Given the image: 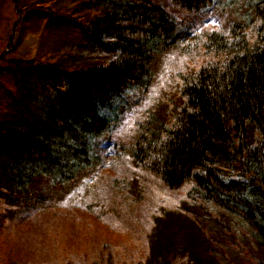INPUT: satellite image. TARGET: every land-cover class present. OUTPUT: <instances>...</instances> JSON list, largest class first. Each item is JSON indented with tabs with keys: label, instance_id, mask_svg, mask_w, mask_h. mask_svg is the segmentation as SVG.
<instances>
[{
	"label": "trees",
	"instance_id": "trees-1",
	"mask_svg": "<svg viewBox=\"0 0 264 264\" xmlns=\"http://www.w3.org/2000/svg\"><path fill=\"white\" fill-rule=\"evenodd\" d=\"M208 3L34 0L35 8L81 29L89 45L57 49L43 60L20 61L27 63L29 82L47 102L59 106L69 101L78 108L75 115L56 118L48 105L33 120L32 112L25 118L1 113L6 117H0V264H153V230L174 214L192 221L200 230L198 237L214 239L210 246H221L224 240L229 253L238 250L236 223H243L262 259L242 255L252 264H264V0L247 8L249 24L230 20L220 30L196 18L197 23L179 26L175 16L197 15ZM187 37L192 39L188 47L203 42L202 57L194 53L192 58H176ZM175 49L168 66L170 94L176 101L169 106L176 112L135 127L130 144H118L122 155H105L97 141L108 122L94 115L90 124L85 117L93 116V107L109 108L118 116L120 106L135 89L151 83ZM76 50L86 54L88 63L83 64ZM43 75L47 78L40 84ZM56 79L62 84L56 85ZM63 90L68 93L60 95ZM88 98L93 102L87 103ZM20 124L24 130L17 128ZM92 149L102 154L93 155ZM56 150H62V159L55 157ZM35 154L48 160L47 165L32 170L15 165L35 162ZM42 166L46 172H40ZM25 173L29 180L23 182ZM77 178L70 188L85 180L96 183L90 203L74 207L54 198L40 200L42 182L53 181L62 191ZM184 203L210 219L194 217ZM47 214L56 217L49 220ZM127 243L132 248H126ZM131 251L142 256L132 259ZM162 254L165 264H188L186 257L165 254L163 248L155 260ZM210 258L219 260L214 254Z\"/></svg>",
	"mask_w": 264,
	"mask_h": 264
},
{
	"label": "rangeland",
	"instance_id": "rangeland-1",
	"mask_svg": "<svg viewBox=\"0 0 264 264\" xmlns=\"http://www.w3.org/2000/svg\"><path fill=\"white\" fill-rule=\"evenodd\" d=\"M33 2L34 0H0V117L4 116V114L6 115L10 112H15L16 116L25 118L24 115L26 113L30 115V112L35 113V110L41 111L42 109L50 108L47 106L51 105V100L47 102L41 95L36 99H32L37 93H39L37 89L38 87L35 85V83L29 82L30 80L27 75L28 68L26 67L27 63L24 62L22 64L20 61H36L37 58H41V60H43L45 59L46 55H50L51 57V53L53 51H56L57 49L58 52H60L65 47L68 48L72 47V45H76L75 37L80 36L79 31H76L64 22L62 23L59 20V16H54L50 12L47 13L38 8H35L33 6ZM212 3L213 4L210 5V7H206L197 15H190L188 17L182 16L183 18L175 16L177 21H179L180 23L179 26L182 28H186L187 24L192 25V23H197L196 18H198L199 21H204V19L206 18L208 19V21H206V26L218 27L219 23H221V18H224L226 14L222 12V1L213 0ZM187 40L191 41V39L188 37ZM201 44L202 43L200 42V45ZM184 45H189V42L185 43ZM200 51L202 57V54L204 53L202 50ZM176 52L177 49L174 50L171 57L170 55H166V58L168 60L165 61L159 69H157L156 75L153 78V82L144 85L143 89H141L140 87L135 89L132 92L131 99H127L128 103L120 106V116L118 115L116 117L115 122V119H110V122H108L107 125L109 126V128H107V130L105 128L104 130L109 131V133H105L101 140L97 141L99 143L97 144L98 147L103 146V149H105L108 146L107 142H102V140H104L105 138L112 140L109 143H113L114 145L120 143H125L126 145H128L130 144V135L133 134L135 127H137L138 125H144L147 121H149L150 118L151 120H154V118L156 119L158 117H164L165 114H172V112H176L175 109H171L169 106V104L171 103L175 104L176 101H173V99L175 98H173V96L170 94L172 91H170V88L168 87L172 82L171 69L168 66V62L175 59L174 55ZM193 53L194 51H192V54ZM190 56L192 58V55ZM201 59L196 60V64L201 63ZM177 64L178 63H176V65ZM191 65L192 63L190 64V66ZM46 78L47 77L43 75L40 84L44 83L46 81ZM58 84H62L61 79H56V85ZM30 90H34V92L31 93ZM62 94L64 93L62 92L60 95ZM168 98H172V101L169 102ZM108 109L106 108V110ZM2 112H4V114H1ZM99 112L103 113L100 108ZM19 113H22V115H20ZM5 117L6 116H4V118ZM63 145L64 144L61 143L59 146L63 147ZM96 150L98 151V149ZM62 154V150H56L55 157L62 159ZM99 163L101 162L99 161ZM16 164H18V166L22 168H28L29 165L23 162H17L15 163V165ZM51 164L55 163L51 162ZM41 170L42 171L40 172L47 171L45 166H42ZM56 170L57 168H54L52 171ZM90 170H92V168L87 171L90 172ZM95 170V173L98 172V169ZM25 174L26 176L21 179L23 182L29 180L28 174ZM78 181L79 179L77 178L75 179L74 183L63 185V187H66H64V190L62 191L56 189L53 186L54 184L52 183H55L53 181L48 180L47 183L42 182L39 185V189H42V191H39V195H41L40 200L54 198L53 200L55 201H60L63 204L72 205L74 207H82L85 202L90 203L94 195L97 194L95 190L96 183L93 184V180L91 179L88 182L87 180L81 182L80 187H69L75 185ZM47 191H49V194ZM53 192L56 194H53ZM184 206L185 210L192 213L194 217L206 220L210 219L207 214L201 213L198 208L193 206L191 207L187 203H184ZM55 217V214L45 215V218L49 220ZM168 218L169 221L164 226L153 230V237L150 238L153 260L155 261L153 264H163L165 261L163 259V254L161 255L160 260L156 261L154 258L158 251L163 248L161 245L162 240H160V237L162 236L163 238L167 237L171 240V242L168 243L170 247L171 243L179 247V242L183 240V233L189 232L192 234V238H189L186 241L191 245H195V243L200 244V240L198 239L199 237L198 235H196V233H200V230H197L192 221L186 219L185 216L176 214L170 215V217ZM201 224L204 225L205 223ZM236 225L237 227L235 229V232L239 236V241L236 244V249L238 250L231 253L225 252V248L223 249V247L225 246L226 242L224 240H220L222 243L221 246H213L209 248V251L206 252L199 251V248L204 249V247L194 248V252L192 254H201L198 257L195 256V260H197V262L203 260V263L206 264H252L249 260H246L244 255L242 254H251L256 256V258L262 259V254H258L254 250L251 241H249V230L244 229L243 223L237 222ZM126 235L128 236L129 234L126 233ZM217 235L219 237H222L223 234ZM206 239L207 238L203 240L205 241ZM122 242L124 245H126L127 238L125 235L122 238ZM126 248H132V246H128L127 243ZM188 248L189 247L184 246V249L188 250ZM241 251H244V253ZM114 252V250L112 251L110 249L111 255H113ZM128 253V255H133L132 259L138 260L139 256H142L141 253H137L135 257V253H132V251ZM212 254L219 257V260L210 258V255ZM187 257V259H189L190 261V256L187 255ZM112 264L118 263L114 260L112 261ZM147 264L151 263L148 262Z\"/></svg>",
	"mask_w": 264,
	"mask_h": 264
},
{
	"label": "bare ground",
	"instance_id": "bare-ground-1",
	"mask_svg": "<svg viewBox=\"0 0 264 264\" xmlns=\"http://www.w3.org/2000/svg\"><path fill=\"white\" fill-rule=\"evenodd\" d=\"M212 1L213 0H210V3H208V5L206 7H210V5L213 4ZM220 1H222V3H221L222 12L224 14H226V15L224 16V18H221V20H220L221 23H219V26L216 27V28H219L220 30H222V29L225 28V25L230 20H234L236 25L238 23H247V24H249L250 21H251V19H252V15H251V13L248 12L247 8L250 7V6H252L253 4L257 3L259 0H220ZM204 21L206 22V21H208V19L205 18ZM76 31H78V30H76ZM80 31H79L80 36L75 37L76 40L74 39L75 42H76V45H74V47H79V46H82V45L88 47L89 42L84 43L85 40H83L82 37H84V39H87V38H86V36H84V34H83V32H82L81 29H80ZM199 35H200V32H199ZM81 38H82V40H81ZM187 42H189V45H184ZM200 42L202 43L201 45H200ZM200 42H199V46L198 47H193L192 48V47H188V46L192 45V39H191V41H189V40L184 41L183 42V45L182 46H179L178 54H177L176 58H181V57L183 58L184 56H186L188 58V56L192 55V51H194V53H200V55H201V51L200 50H202L203 53H205V51H204L205 50V46H204V44H203L202 41H200ZM65 48H67V47H65ZM68 48H70V47H68ZM76 55L84 62L83 64L88 63L87 56H86V54L84 52H81V51H77L76 50ZM202 55H204V54H202ZM151 82H153V80ZM168 85H169V83H168ZM172 85L173 84L171 82L170 86H168V87L171 89V86ZM41 93L42 92L39 91V93H37L32 99L38 98L41 95ZM63 93L64 94H67L68 91L67 90H63ZM91 100H92L91 98H88L87 99V103L93 102ZM51 105L52 106H51V109L49 111H50V113L55 114L54 116L56 118H57V115H61V117H66L68 115H75L74 112H77V111H74V108H78L77 106L71 105L69 103V101L66 102V103H64V104H62V105H59V106L56 105V104H52V103H51ZM80 106H82V105H80ZM104 111H103V113H100L98 109L96 110L93 107V109L91 110L93 116H91V117L88 116L89 118L88 117H85V119H87V122H89L90 124L92 123V120L91 119H93L94 115L96 116V119H98L99 121L104 122V123L105 122H109L111 118H113V119L116 120V117H117V113L116 112H114V111H110L109 112V109L106 110L105 112ZM19 114L22 115V113H19ZM40 114H41V111H36L31 116V119L33 120V118L40 116ZM12 116L13 117L16 116V113L15 112H12ZM82 118H84V117H82V115H81V118H79V120H82ZM150 120H151V118H150ZM148 122L149 121H147L145 124H147ZM47 125H49V124L47 123ZM45 127L47 128L46 131H45L46 132L45 134L50 135L51 129L48 128L47 126H45ZM17 128L18 129L21 128L22 130H24L25 127H24V124H20V125L17 126ZM103 132L105 134V131H103ZM91 152H92L93 155L98 154V152H100V154H102L101 153V150H98L97 151L96 149H92ZM123 152H124V149L119 148V145L118 144L117 145H114L113 143H109L108 146L105 148V155H110L111 153H115V154L122 155ZM31 159L33 161H35V162H32V161L26 162V164H29L28 165L29 168H27L29 170L30 169L32 170L33 168H36L37 166H40V165H47L45 163L49 162L48 160H45L43 158H39L36 154L35 155H32ZM38 162L39 163H43V164H38ZM49 167H50L51 170H53L54 168H56V167H54L52 165H49ZM34 175L40 176L41 178H45V176L43 174H41L40 172H38V171H34ZM182 237H183V240H181L179 242V244H180L179 247H177L175 244H172V243H171V247H170L168 245V243L171 242V240L168 239L167 237H164V238H163V236L160 237V240H162V243L161 242L160 243H161V245L163 247V250L166 253H168V254H170L172 256H175V257H177L179 259H182V258H185V257L188 258L187 255H189L191 260L190 261L188 260V264L189 263H192V261H195V263H199V264H206V263H203V260L202 259H201L202 261H199V262H197V260H195V256L198 257L201 254H199V255H193L192 254V249H193L192 247H195V248L204 247V249L203 248L202 249L199 248V251H201V252L205 251L206 252V251H208L209 248L212 247L210 245H212V242L215 241V240L214 239L209 240L207 238L205 240L206 241V243H205V241L203 240L205 238L201 239V237H199L198 239L200 240V244L195 243V245L194 244L191 245L186 240H188L189 238H191L192 237V234H190V233L186 234L184 232ZM184 246L189 247L188 250L184 249ZM217 249H219V248H217ZM203 258H205V257H203ZM163 264H165V261H164ZM208 264H210V263H208Z\"/></svg>",
	"mask_w": 264,
	"mask_h": 264
}]
</instances>
